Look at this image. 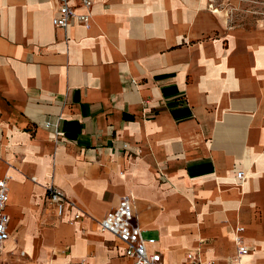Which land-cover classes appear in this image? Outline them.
<instances>
[{"label":"crops","instance_id":"0c3cea01","mask_svg":"<svg viewBox=\"0 0 264 264\" xmlns=\"http://www.w3.org/2000/svg\"><path fill=\"white\" fill-rule=\"evenodd\" d=\"M214 7L97 0L77 11L88 25L58 29L57 0H0L1 261L134 264L98 225L131 195L164 264H232L237 228L245 261L264 264V22ZM51 185L82 220L42 221Z\"/></svg>","mask_w":264,"mask_h":264},{"label":"built area","instance_id":"2783aa9c","mask_svg":"<svg viewBox=\"0 0 264 264\" xmlns=\"http://www.w3.org/2000/svg\"><path fill=\"white\" fill-rule=\"evenodd\" d=\"M59 3L58 15L53 19V25L58 29H67L74 21L88 25L91 21L89 14L79 15V8L88 13L92 10L97 0H57ZM60 134L56 137L59 139ZM241 181L245 179L243 172L237 173ZM134 198L126 195L121 198L118 206L110 211L102 220L98 221L101 232L110 233L124 246V255L131 259L134 264H164L163 256L150 250L156 244V240L145 238L144 231L137 221L133 206ZM9 202L8 179H0V253L6 243L11 240L9 232L10 217L6 212ZM47 202L54 210L57 217H63L66 211L73 212V221L84 218L83 210L78 204L68 198L63 191L51 185L47 188ZM235 234L236 255L232 264H248L245 258L251 252L242 237L243 229L237 228ZM20 255L24 252L20 251ZM192 257V256H191Z\"/></svg>","mask_w":264,"mask_h":264},{"label":"rangeland","instance_id":"374dc122","mask_svg":"<svg viewBox=\"0 0 264 264\" xmlns=\"http://www.w3.org/2000/svg\"><path fill=\"white\" fill-rule=\"evenodd\" d=\"M214 3L217 4V7L214 8L221 11L222 15L226 18L228 25H243L246 28L251 29L264 22V0H212V5ZM40 215L42 221L50 225L52 224L51 221L57 220L52 208L48 205L45 199L43 201ZM143 236L145 238H151L153 236L156 237L157 235L148 232L144 233ZM210 243L211 241L203 239L204 246ZM200 254L201 252H198V256ZM188 258L189 261H192L190 262L191 264H216L214 260L208 259L207 261V258L205 259L200 256L198 257L200 260H197L195 253L189 255ZM0 264H11V262L7 263L6 261L0 260Z\"/></svg>","mask_w":264,"mask_h":264}]
</instances>
